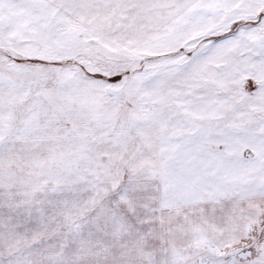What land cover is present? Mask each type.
<instances>
[{"label":"snow or ice","instance_id":"obj_1","mask_svg":"<svg viewBox=\"0 0 264 264\" xmlns=\"http://www.w3.org/2000/svg\"><path fill=\"white\" fill-rule=\"evenodd\" d=\"M0 264H264V0H0Z\"/></svg>","mask_w":264,"mask_h":264}]
</instances>
